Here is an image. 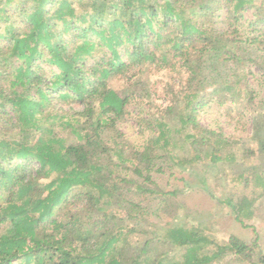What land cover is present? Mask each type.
<instances>
[{"label": "trees", "instance_id": "1", "mask_svg": "<svg viewBox=\"0 0 264 264\" xmlns=\"http://www.w3.org/2000/svg\"><path fill=\"white\" fill-rule=\"evenodd\" d=\"M248 64L264 78V0H0V264H221L246 252L238 237L218 244L198 226L134 236L193 188L182 179L165 192L155 174L207 162L214 175L250 157L200 125L210 103L248 115L264 153V113L247 110ZM133 100L150 131L138 146L117 128ZM254 172L238 177L264 186ZM263 193L218 203L245 226ZM159 239L176 255H156Z\"/></svg>", "mask_w": 264, "mask_h": 264}, {"label": "rangeland", "instance_id": "2", "mask_svg": "<svg viewBox=\"0 0 264 264\" xmlns=\"http://www.w3.org/2000/svg\"><path fill=\"white\" fill-rule=\"evenodd\" d=\"M245 15L246 19H250L249 13H245ZM242 22L244 23V21ZM257 55L260 54L257 53ZM255 56L256 54H253V57ZM247 66L245 70H248V74L242 81L247 91L250 90L252 94V104L247 107V110L253 114H261L264 113V78L254 65L248 64ZM231 68L232 65L224 66L222 68L223 75L224 73L232 74ZM240 71V68H236L234 73L239 75ZM157 87L159 88V83ZM157 93H160V88ZM244 104L245 100H238L236 104L238 107L235 109L238 110L237 108H241ZM230 108V104L220 106L214 102L210 103L200 112L198 121L201 126L234 139L231 142V147L233 149L241 147L247 150L250 157L244 160L240 158L234 164L221 162L218 164L214 175L207 162L178 166L171 172L155 174L156 183L165 192L183 188L182 179L186 180L193 188L171 201V217H164L162 220L155 217L141 219L140 223L136 225V229L141 232L134 236L135 241L151 238L153 230L157 232L160 228L173 225L198 226L203 229L208 238L218 244H226L228 238L234 235L247 246L246 252L238 256L229 254L221 261V264H258V256L264 254V186L257 184L253 179L245 183L238 176L246 168L255 167L257 172H254V176H261L264 180V153H258L254 142L250 140V117L248 115L240 117L236 113L237 111ZM146 117V105L143 101L133 100L127 108V114L118 123L117 128L128 141L138 146L150 134L146 125L138 124V119ZM179 145L181 144L179 143ZM186 147V151L182 149L177 150L176 153L180 156L188 155L186 154V152L188 153ZM245 175L251 176L246 171ZM260 193L263 195L254 204L253 217L244 221L245 226L235 221L228 206L218 203V201H223L226 198L235 200L240 195L250 197ZM137 200L150 208H154L156 204V200L149 195L138 196ZM158 234L161 235L162 233ZM152 248L158 256L167 254L171 257L177 253L172 246L164 243L162 239L155 240L152 243Z\"/></svg>", "mask_w": 264, "mask_h": 264}]
</instances>
